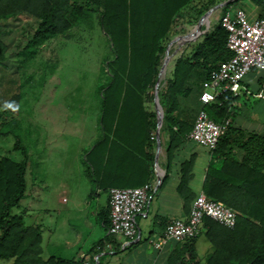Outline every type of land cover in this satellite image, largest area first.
<instances>
[{
  "label": "trees",
  "instance_id": "1",
  "mask_svg": "<svg viewBox=\"0 0 264 264\" xmlns=\"http://www.w3.org/2000/svg\"><path fill=\"white\" fill-rule=\"evenodd\" d=\"M223 1L0 0V65L7 58V46L1 30L4 22L24 14L38 20L34 34L19 52L35 55L56 36L73 30L81 21L95 14L109 37L113 52L112 59L106 63L110 82L102 93V115H148L153 118L151 125L155 132L157 112L151 110L153 91L175 28L181 19L184 23L196 24L211 8ZM252 1L264 4V0ZM227 38L228 33L221 22L212 26L203 40L194 46L192 55H181L175 61L172 74L161 83L159 102L164 112L163 128L169 134V160L176 144L186 140L192 130L187 120L179 115V101L190 93L185 85L196 69L204 70L207 80L221 62L231 57ZM147 95H150V104L146 106ZM233 102L232 95L225 93L208 105L207 111L214 121L223 122L230 117ZM248 142L249 146L253 144L255 147L249 148L246 162L238 166L247 170V174L238 184L232 182L237 189L235 194L226 192L222 188L226 178L216 173L213 166L209 168L205 195L235 210L238 219L234 229H227L210 218L204 220L202 230L207 229L215 246V252L205 264H264V176L260 174L264 166L259 162L264 161V137L254 135ZM15 149L22 152V161L15 162L9 156L0 159V260L11 261V264H85L81 260L45 259L41 227L26 225L24 213H13L26 197L30 159L28 148L21 141L17 142ZM189 164L183 165L182 172ZM186 184L183 173L179 186L181 193ZM183 199L188 201L189 197L183 194ZM197 238L187 240L188 246L183 254H188L189 262L173 261L168 264H201L194 245Z\"/></svg>",
  "mask_w": 264,
  "mask_h": 264
},
{
  "label": "crops",
  "instance_id": "2",
  "mask_svg": "<svg viewBox=\"0 0 264 264\" xmlns=\"http://www.w3.org/2000/svg\"><path fill=\"white\" fill-rule=\"evenodd\" d=\"M248 2V18L254 20L264 14V5H258L252 0ZM227 10H218L220 18ZM22 17L29 18V15L24 14L10 19L4 22L2 27L9 26ZM211 17L209 21L204 22L199 31L197 25L203 17L193 25L180 20L177 27L184 35L179 33L170 40V42L173 41L171 45L175 46L173 53L170 54L172 60L170 59L169 64L172 63V65L171 69H168L169 64L167 65L166 76L161 83L172 74L175 61L185 52L181 49L189 48L194 43L195 45L200 43L209 29L220 22L219 18L212 23L213 17ZM209 22L212 23L211 27L207 25ZM186 36L191 37L187 39ZM180 37L186 38L178 39ZM193 49L194 47L188 52V57L192 55ZM205 76L204 70L196 69L185 85L190 90L189 95L179 101V115L187 120L191 128L201 107L199 97L206 83ZM243 84L252 94L263 91L264 69L250 71ZM160 87L161 84L159 90ZM153 95L151 110L157 112L156 131L152 130L153 118L148 115L129 113L103 116L100 111L96 126L97 132L92 136L91 147L87 150L82 168L78 164L80 155L70 161L73 166L69 164L68 159L67 165L63 166L66 164L64 162L66 159L53 157L58 156L54 150L49 151L51 138L55 134L53 128L50 130L45 128L31 151L28 150L30 157L28 172L35 163L36 167L46 168L49 171L59 168L62 173L57 194V213L60 219L56 223L55 230L44 222L43 217L51 211L49 203L45 202L43 192L50 184L44 172L47 170L41 169L38 176H33L30 183L27 182V193L24 199L27 207L23 213L24 217L36 215L31 225H38L43 231L42 249L45 259L54 257L64 260H81L85 264L189 262L188 254L186 252L183 254L185 247L188 246L187 240L167 241L162 247H156V242L163 238L169 228L170 221L173 218L184 219L189 216L194 199L204 193L206 178L211 166L215 168L216 173L226 178L222 183V188L230 194L237 192L232 182L238 184V181L244 180L247 174V170L244 171L238 166L244 165L249 156V148L255 147L253 144L249 146L248 140L254 135L264 137V99L255 98L244 92L234 98L229 117L231 127L222 136L224 138L216 152H210L187 137L182 143L176 144L169 160V134L164 131L163 121L161 126H158L155 87ZM149 96L145 97L146 106L149 103ZM159 136L161 149L158 147ZM187 162L190 164L186 171L182 172V167ZM259 162L264 166V161ZM183 173L187 184L181 193L179 186ZM260 174L264 176V167ZM84 177L87 179L85 187L90 192L88 200L92 199V203L95 204L93 211L88 214L84 213V204L80 199L79 190V181ZM148 183L157 184V190L152 194L147 209L136 216V236L125 238L109 234L111 189L136 188ZM104 192L107 194L106 198L102 197ZM183 194L189 197L188 201L183 199ZM91 205H88L87 209ZM89 214L95 219V226L89 219ZM84 227L92 231L94 227L101 230L100 237L91 240L86 248L81 246L83 242L86 245L89 243L88 238H85L82 232ZM210 236L207 229H203L194 243L201 264H205L208 257L215 252ZM177 256L180 257L177 258Z\"/></svg>",
  "mask_w": 264,
  "mask_h": 264
},
{
  "label": "rangeland",
  "instance_id": "3",
  "mask_svg": "<svg viewBox=\"0 0 264 264\" xmlns=\"http://www.w3.org/2000/svg\"><path fill=\"white\" fill-rule=\"evenodd\" d=\"M239 7L248 13V0L234 1L221 10L229 8L235 11ZM219 13L216 11L212 15V23L220 18ZM212 23L207 25L211 27ZM37 25L38 20L29 16L5 28L1 27L7 58L0 65V159L9 156L15 162L22 161V152L15 149L17 142L21 141L31 151L45 128H53L55 134L51 138L49 151L54 150L58 154L53 157L66 159L63 166L68 162L73 166L70 161L80 155L78 164L82 168L87 150L91 147L92 136L97 132L102 93L110 82L106 69V63L113 57L109 37L101 28L97 16L92 14L73 30L56 36L35 55L19 53L34 34ZM181 31L177 27L172 38L179 33L184 35ZM194 46L195 43L181 50H185L183 54L188 55ZM174 49L175 46L171 45L170 54ZM171 65H168V69H171ZM41 169L47 170L44 171L45 176L51 184L43 191L45 202L51 208L50 213L43 216L44 222L55 230L60 219L57 194L62 173L59 168L49 171L36 167L34 163L27 174V182L30 183L33 176H38ZM81 180L80 199L84 204V213L88 214L93 211L95 204L92 199L88 200L90 192L85 187L87 179L84 177ZM106 196L105 192L102 193L103 198ZM90 204L91 207L87 209ZM26 207L25 200L13 213L21 214ZM88 216L95 226V219L91 214ZM33 217L36 215L25 216V224L31 225L35 221ZM82 232L89 240L87 245L84 242L81 244L85 248L91 240L101 235V230L96 227L93 231L84 227ZM0 264H11V261L0 260Z\"/></svg>",
  "mask_w": 264,
  "mask_h": 264
},
{
  "label": "built area",
  "instance_id": "4",
  "mask_svg": "<svg viewBox=\"0 0 264 264\" xmlns=\"http://www.w3.org/2000/svg\"><path fill=\"white\" fill-rule=\"evenodd\" d=\"M220 22L228 33L227 48L231 57L221 62L206 80L199 97L201 107L188 135L189 140L210 152L216 150L231 120L228 118L223 122L214 121L207 111L208 105L225 93H230L235 98L244 92L255 98L264 99V90L252 94L243 84L250 71L264 69V14L249 21L247 13L241 7L235 11L228 8L222 14ZM155 190L157 184L153 183L136 188L111 189L109 234L125 238L135 237L136 216L147 209ZM206 218L227 229H234L238 213L202 193L194 199L187 218H173L170 221L169 228L163 238L156 242V247H162L167 241H183L198 237Z\"/></svg>",
  "mask_w": 264,
  "mask_h": 264
},
{
  "label": "water",
  "instance_id": "5",
  "mask_svg": "<svg viewBox=\"0 0 264 264\" xmlns=\"http://www.w3.org/2000/svg\"><path fill=\"white\" fill-rule=\"evenodd\" d=\"M234 1H238V0H226L223 1L221 3H219L218 5L214 6L213 8H211L202 18V20L200 21V23L197 25V29L198 31L200 30L201 26L204 24L205 21H209L210 17L218 10L223 9L226 6H229L230 4H232ZM187 39H189L191 36H186ZM186 37H180L178 39H183ZM173 43V41L170 42V45ZM170 45L166 50L165 53V58L163 60V64L161 66L160 72H159V76H158V80L155 86V103H156V108L158 110V126L160 127L163 121V116H164V112H163V108L160 105L159 102V86L161 84V81L163 78H165L166 75V68L167 65L170 62L171 59V55H170ZM159 130V129H158ZM159 132V131H158ZM158 147L161 149V139L160 136L158 137ZM158 159V158H157Z\"/></svg>",
  "mask_w": 264,
  "mask_h": 264
},
{
  "label": "bare ground",
  "instance_id": "6",
  "mask_svg": "<svg viewBox=\"0 0 264 264\" xmlns=\"http://www.w3.org/2000/svg\"><path fill=\"white\" fill-rule=\"evenodd\" d=\"M166 76V75H165ZM163 79H165V78H163Z\"/></svg>",
  "mask_w": 264,
  "mask_h": 264
}]
</instances>
